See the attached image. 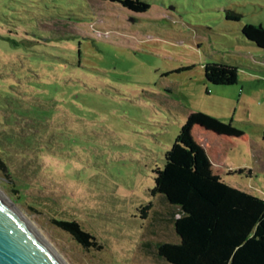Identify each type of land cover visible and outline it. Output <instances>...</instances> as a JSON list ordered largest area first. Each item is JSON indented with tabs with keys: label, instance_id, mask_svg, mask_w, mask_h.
I'll return each instance as SVG.
<instances>
[{
	"label": "rangeland",
	"instance_id": "rangeland-1",
	"mask_svg": "<svg viewBox=\"0 0 264 264\" xmlns=\"http://www.w3.org/2000/svg\"><path fill=\"white\" fill-rule=\"evenodd\" d=\"M142 1L150 9L135 14L0 0V193L66 264H156L137 249L150 223L140 209L156 206L153 172L192 113L242 132L192 135L226 184L264 199V50L241 33L264 28V0ZM208 63L235 67L237 83H208ZM53 220L76 221L102 249Z\"/></svg>",
	"mask_w": 264,
	"mask_h": 264
},
{
	"label": "trees",
	"instance_id": "trees-1",
	"mask_svg": "<svg viewBox=\"0 0 264 264\" xmlns=\"http://www.w3.org/2000/svg\"><path fill=\"white\" fill-rule=\"evenodd\" d=\"M117 4L135 14L145 13L142 0H100ZM239 18L226 17L237 21ZM242 35L264 50V28L245 25ZM206 81L214 86H233L237 70L225 63L204 66ZM200 127L218 136L240 137L242 132L203 113L189 114L172 147L164 155L162 169L154 170L156 206L140 209L150 223L141 234L139 254L156 264H264V199L241 191L214 173L212 164L192 135ZM0 168L6 170L0 158ZM82 248L100 251L96 239L74 220H53ZM171 232H170V231ZM174 232L172 240L162 235ZM157 238L161 242H155Z\"/></svg>",
	"mask_w": 264,
	"mask_h": 264
},
{
	"label": "water",
	"instance_id": "water-1",
	"mask_svg": "<svg viewBox=\"0 0 264 264\" xmlns=\"http://www.w3.org/2000/svg\"><path fill=\"white\" fill-rule=\"evenodd\" d=\"M225 16L240 18L232 12H226ZM0 264H61L16 214L13 203L1 193Z\"/></svg>",
	"mask_w": 264,
	"mask_h": 264
},
{
	"label": "bare ground",
	"instance_id": "bare-ground-1",
	"mask_svg": "<svg viewBox=\"0 0 264 264\" xmlns=\"http://www.w3.org/2000/svg\"><path fill=\"white\" fill-rule=\"evenodd\" d=\"M8 203V202H7ZM20 219L26 224L29 230L38 238V240L61 262V264H66L58 254L53 250V248L40 236V234L34 229V227L25 219L21 214L18 213L16 209L13 208Z\"/></svg>",
	"mask_w": 264,
	"mask_h": 264
},
{
	"label": "crops",
	"instance_id": "crops-1",
	"mask_svg": "<svg viewBox=\"0 0 264 264\" xmlns=\"http://www.w3.org/2000/svg\"><path fill=\"white\" fill-rule=\"evenodd\" d=\"M195 140V139H194ZM196 141V140H195ZM198 143V142H197ZM205 146V145H204ZM207 146H209L208 144L205 146L207 148ZM206 152V151H205ZM207 154V153H206ZM209 158V157H208ZM210 160V159H209ZM211 162V161H210ZM212 164V163H211ZM213 167V166H212Z\"/></svg>",
	"mask_w": 264,
	"mask_h": 264
},
{
	"label": "flooded vegetation",
	"instance_id": "flooded-vegetation-1",
	"mask_svg": "<svg viewBox=\"0 0 264 264\" xmlns=\"http://www.w3.org/2000/svg\"><path fill=\"white\" fill-rule=\"evenodd\" d=\"M226 17H230V16H225V19H226Z\"/></svg>",
	"mask_w": 264,
	"mask_h": 264
}]
</instances>
